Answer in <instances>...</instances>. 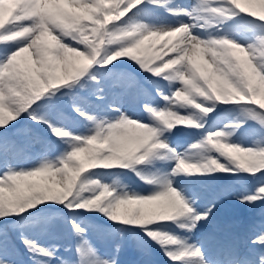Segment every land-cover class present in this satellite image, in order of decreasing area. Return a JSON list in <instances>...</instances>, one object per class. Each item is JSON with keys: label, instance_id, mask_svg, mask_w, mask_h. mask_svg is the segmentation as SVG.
Here are the masks:
<instances>
[{"label": "snow or ice", "instance_id": "6c2138e0", "mask_svg": "<svg viewBox=\"0 0 264 264\" xmlns=\"http://www.w3.org/2000/svg\"><path fill=\"white\" fill-rule=\"evenodd\" d=\"M217 173L242 190L178 179ZM261 205L264 0H0V264H264Z\"/></svg>", "mask_w": 264, "mask_h": 264}, {"label": "rangeland", "instance_id": "374dc122", "mask_svg": "<svg viewBox=\"0 0 264 264\" xmlns=\"http://www.w3.org/2000/svg\"><path fill=\"white\" fill-rule=\"evenodd\" d=\"M243 27L247 28V27H251V25L245 24V25H243ZM224 112H225V114H223V115L219 114L221 116H217L216 118H213L210 121V123H209L210 125H213V124L215 125V127L212 128V130L213 129L215 130L216 128H220L223 121H229V120L232 121L233 119H235L239 115V111L234 107L233 108L229 107ZM191 131H195V130L185 129L182 132H180L179 135L174 136L173 139L175 138V141L178 140L179 142H186L187 143L186 148H187L188 145L195 143L198 140V139L193 137V134L191 135L188 133ZM197 134L201 135V133H199V132H197ZM233 139L236 142L242 143L244 146H248V144L250 142L249 134H244V133H239V135H236ZM179 150H184V149L180 148ZM97 171H101V170H97ZM220 175L224 176L225 180H223V181L219 180ZM243 175L244 174L241 173V174H239V177H235V176H232L230 174L217 173V174H215V176H213L214 178H211L213 180L209 181V183L207 184V188L206 187L200 188L199 186H196V187L200 191H208V192H211L213 190H218L220 188H225V187L230 188V189L235 190V191H240V190H242L243 185L238 183L237 181ZM94 178L101 179L99 177H94ZM123 179H124V183L129 184L130 186L135 188L136 191H140V188L136 187V185L138 184V181H136V178L134 176L123 178ZM179 179L183 183L188 181L187 178H183V177H180ZM194 179L198 180V177L194 176ZM101 182L111 184V179H101ZM198 183H200V182H198ZM255 183H256L255 180H251V179L247 180V184L250 188L253 185H255ZM193 184L194 183H192V185ZM145 187H147V186H145ZM260 207L264 208V205H261ZM259 210H260L259 208H256V209L245 208L244 206L239 205L238 202L232 201V200L226 198L222 202V204L219 208L218 216H219V219L221 221L222 227H224L225 229L239 230V228L241 226L240 225V222H241L240 221V219H241L240 215L243 214L245 216V218H247L250 215H252V214L254 215L255 213L259 212ZM91 219H92V222L96 223V224H100L101 221H102V223H101L102 225H108L111 223L110 221H107L104 216L99 215V214L93 216ZM227 220H229V221L227 222ZM57 234L60 237L61 242L67 243L70 239L68 234L65 231H63L62 229L58 230ZM34 238L37 239L40 243L51 242V241L46 240L45 237L40 236V235H36ZM129 242H131V241H129ZM22 259L25 262V264H27V257L25 256ZM154 264H171V262H168L167 258H163L162 253H161L159 257L155 258Z\"/></svg>", "mask_w": 264, "mask_h": 264}, {"label": "bare ground", "instance_id": "6f19581e", "mask_svg": "<svg viewBox=\"0 0 264 264\" xmlns=\"http://www.w3.org/2000/svg\"><path fill=\"white\" fill-rule=\"evenodd\" d=\"M182 1H183V0H182ZM180 2H181V1H180ZM149 43H152V42H149ZM161 45H162V42H160V43H156V44H155L154 51H155L157 54H159L160 56L166 58V56H165L166 50H163L162 47H161ZM167 55H171V53H167Z\"/></svg>", "mask_w": 264, "mask_h": 264}]
</instances>
